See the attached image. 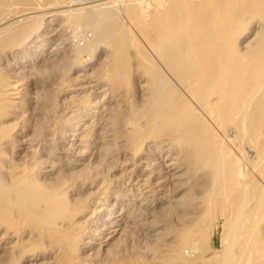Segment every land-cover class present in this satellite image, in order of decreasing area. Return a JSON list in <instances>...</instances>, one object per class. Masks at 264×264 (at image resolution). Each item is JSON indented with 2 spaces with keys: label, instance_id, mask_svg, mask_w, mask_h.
Segmentation results:
<instances>
[{
  "label": "bare ground",
  "instance_id": "bare-ground-1",
  "mask_svg": "<svg viewBox=\"0 0 264 264\" xmlns=\"http://www.w3.org/2000/svg\"><path fill=\"white\" fill-rule=\"evenodd\" d=\"M33 1L0 0V59L1 55L4 52L6 53L9 47L12 48L11 52L17 56L20 47L28 42L25 34L33 28L31 24L23 26L20 19L6 21L5 15L12 11L16 4H23L28 7ZM59 1H63L64 4L61 6L58 4L56 8L53 7L54 9L47 17H53L54 21H58L62 16L65 18L77 15L79 16L77 22L80 21V25L81 23L83 24L82 20H80L81 16L86 21L84 24L87 23L88 26V23H90L89 27H92L91 32L88 33L82 30L85 31L83 34L70 29L72 34L67 36L74 37L76 33L80 34L76 41L73 40L70 43V53H72V59H74L75 63L73 64L74 69L72 76L66 75L62 81L58 82L61 91L63 90L65 93L64 96L66 98L70 97L73 103L79 107L78 114L74 113L76 117L78 115L83 120H86L85 123L80 121H74L71 124L66 123L70 127L69 131L72 132V142H78L79 150H81V147L83 149L78 152L77 156H82L83 159L91 147L90 143L92 141L89 143L88 139L86 140L89 132L87 127H90L89 125L94 120L90 118L96 117L101 107L111 104L112 99L118 109L122 108V106L125 107V105L129 108L130 106L135 107L128 95L137 88L135 83L136 79L138 80L139 78L140 89H138L141 91L140 95L141 93L143 94L144 99L140 100L142 101L141 103L137 101L139 96L137 97L138 99H135L138 106H143L141 111L145 121L141 122L143 120L141 115L140 121L137 120L135 124L132 121L134 127L128 133V140H126L132 149L130 152L131 157L139 162L142 159H146L148 156L145 152H142L144 142L159 131L165 130L172 134L174 140L182 144L181 146L179 145L180 152L182 148L187 146L191 148V146H195L200 141L202 146H196L194 153L198 157L202 155L203 158L213 163V166L215 165L214 171L221 166L222 179H224L221 193L229 199V203L226 206L228 209L227 231L224 240L222 238L221 247L217 248L214 255L208 259L209 264H238V257L243 253L254 256L246 259L244 264H255L257 261L264 263V235L262 229L264 223V0ZM118 11L128 14L129 17L124 19L132 18L134 23L138 24L145 33L148 32L147 25L152 23L155 32L152 45L155 47L156 59L160 61V64L152 59L146 64L143 61H137L138 58H136L137 62L134 63L135 55H133L132 49L130 50L127 47V41L110 36L112 34L109 31L111 28H105L103 26L104 23L101 22L106 19H113V16ZM31 12L34 13L35 11ZM249 14H252V16H247ZM257 14L260 16L257 17ZM21 16L25 24H29L38 15L37 13L35 15L24 13ZM244 21L247 22V25H250L252 30L244 32L246 34L241 35V37L239 33L245 29ZM70 22L72 23V21ZM51 23L53 24V22ZM101 24L103 25L100 28ZM98 27L101 33L96 32ZM113 27L116 28L117 24L116 26L113 25ZM62 30V27L57 30H50V34L48 33L50 36L48 38L49 43L59 45L63 42L65 31L63 32ZM38 36L40 35H36L34 39L29 41H36ZM100 45L107 48V56L104 65L102 64L103 66L97 73L98 75H95L94 72L90 71L93 64L82 62V57L86 54H92L95 48ZM52 48L54 50V47ZM7 87L6 79L0 73V252L3 251V254H0V264H20V252L35 246V241H33L34 231L32 229L39 228L37 236H42L41 239H43L44 235L41 233H44L45 225H48L52 240L55 243L54 245H56L54 249L58 255L54 264H93L88 259L92 255L93 250L97 247L98 250H102L104 246L106 248L111 247L114 245L115 238L123 232L121 227H113V220L109 212L111 208H108L109 205L107 203L108 191L98 189L90 200V214L88 213L90 224L88 230H86L85 246L83 245L85 255L81 256L85 258L76 259L74 252L79 250V245L77 246L78 243L76 244V242L78 241L75 240L78 236H74L72 232L76 225H74L72 219L75 207L64 199L62 186L56 185L58 182L54 183L56 185L54 186L45 182L35 181L29 176L30 165H28V162L20 164L16 160L18 163H9L6 161L7 157L4 158V146L7 141L10 142L9 133L11 128V123H6L4 118L8 116L9 110L16 105L11 97L12 92ZM88 91L90 93L93 92L91 97ZM78 110L75 109V111ZM51 122L53 123V121ZM82 124L85 126L81 127V131L78 132ZM118 124L120 123L118 122ZM51 125L50 129L53 126ZM218 130L227 131V135H224L227 138L233 133V136L238 141V150L232 152L224 144L222 136L217 132ZM69 131L67 129L64 130L65 134L62 137L65 140L69 137ZM119 131L121 132V130ZM157 142L161 143L162 140ZM246 142L249 143V146ZM211 144L213 147H210ZM180 152L175 153L172 159H166L165 162L167 167L173 170V178L177 179L181 177L182 166L193 158L188 152L185 156L181 155ZM152 153L154 152L148 151V154ZM5 155L7 156V154ZM38 155L40 156V154ZM37 158L39 159L38 156ZM8 159L11 160L10 158ZM241 159L246 161L247 166L252 164L255 169L243 168L240 163ZM12 161L15 162L14 160ZM41 163L44 166L45 160H41ZM36 165L35 167H37ZM35 167L32 165L31 168L35 169ZM51 167L55 166L52 165ZM41 168L44 167L41 166ZM35 176L33 178H36ZM163 177L160 175V171L154 177L157 188L165 186ZM133 181L134 188L130 186L128 191L137 190L144 197L147 196L145 195L146 190L139 187L140 185L143 186L141 178L133 179ZM60 184L62 183L60 182ZM130 184L132 185V183ZM137 184L139 185L138 187L135 186ZM142 195H137L136 199L138 200ZM191 195L193 196L194 194ZM140 204H143V201ZM203 209L204 211L202 212H205V208ZM153 228L152 230H154L156 236L164 233L156 224ZM257 232L258 235H256ZM82 233L84 234V232ZM190 236L189 232L177 231L172 238L164 242L161 264H187L188 259H190L188 257L191 254H186L183 243L179 242V238L189 240ZM247 243H250L249 248L246 247ZM40 245L37 243V246ZM43 245L46 247V244ZM193 248L194 252L195 247ZM155 257V253L148 256L150 260ZM83 261L84 263H82ZM205 262L203 259L202 264H205ZM109 264L117 263L112 262Z\"/></svg>",
  "mask_w": 264,
  "mask_h": 264
},
{
  "label": "rangeland",
  "instance_id": "rangeland-1",
  "mask_svg": "<svg viewBox=\"0 0 264 264\" xmlns=\"http://www.w3.org/2000/svg\"><path fill=\"white\" fill-rule=\"evenodd\" d=\"M58 4L61 6L64 4V2H60L59 0H34L33 3L30 4L31 6L28 5V7L27 5L16 4L14 9L9 12L10 14L7 13L5 15L6 21L20 19L23 26H27L30 24L33 25L32 30L34 32L31 30L27 32L28 34H25L28 42L27 44L25 43L20 47L17 56H15L11 52L12 48L9 47V49L7 48V52H4L5 54L3 53L1 55L0 59V73L6 79V83L8 85L7 88L12 92L11 97L16 104L9 110L8 116L5 117L6 119L4 118L6 123H11L9 133L10 142L7 141L4 146V158L7 157L6 161L9 163L19 162L20 164H26L28 162V165H30L28 170L29 176L35 181L45 182L50 185H54V183L58 182L56 183V185L62 186L64 199L73 207H75L73 210L72 219L74 225H76L73 229L74 231L72 232L74 236H78L75 240L78 241L76 242V244L78 243L77 246L79 245V252H74L76 259L85 258L81 256L85 255L84 239L87 234L86 230H88V226L90 224V221L88 220V216L90 214V200L98 189H103L102 191H108L107 203L109 206H107L108 208H111L109 209V212L111 219L113 220V227H121V230H123V232L121 231L122 234L115 238V241L113 243L114 245L108 247L109 249L104 246L102 247V250H98V247L95 249L96 251L93 250V253H91L92 255L90 256L91 258L87 257L93 264H109L112 262L117 264H161L164 242L172 238L173 234H175L177 231H185L191 234L189 240L179 238V242L183 243L186 254H191L188 257L190 259H188L187 264H202L203 259L204 261H206L205 264H209L208 259L214 255L217 248L221 247L228 225V209L226 208V206L229 203V199L221 193V189L224 185V179H222V170L220 169L221 166L218 167L216 171H214L215 165L213 166V163L209 162L206 158H203L202 155L199 157L195 155V147L202 146L200 141H198L195 146H191V148L188 146L186 148H182L180 152L179 145L181 146L182 144L177 140H174L172 134H169L165 130L159 131L156 135H153L145 140L144 146L147 149L143 146L144 149L142 152L146 153L148 159H142L141 162H139L131 157L132 155L130 154V152L132 149L131 147H129V142L126 140H128V133L133 130V125L135 124V122H137V120H141V108H143V106H138L137 101L139 102L140 100L144 99L143 94L141 93L140 95L141 91L139 90V78L138 80L136 79L135 83L137 87L135 91L137 90L136 92L138 94L134 91L131 94L129 93L128 95L130 101L132 100V104H134V106L137 108L135 109V107L133 108V106H130L129 108L125 105V107L122 106V108H119V111L113 99V103L111 102V104L105 107H101L102 109H99L97 116L90 118L91 120L94 119L91 124L92 126L89 125L90 127H87L89 134L87 133L86 140L88 139L87 141H89V143L92 141L90 143V146L92 148H89L88 153L86 154V156H84L83 159L82 156H77L78 152L83 149L81 147V150H79L78 142H72V132L69 131L70 127H68L66 123L71 124L74 121L85 123L86 120H83L82 117L80 118V116L78 115L76 117V114L74 113L76 112L78 114L79 107L73 103L70 97L66 98L64 96L65 93L63 92V90L61 91L58 82L62 81L66 77V75L72 76L73 73V64L75 63L74 59H72V53H70V43L73 40L76 41L77 37H79L78 35L85 33V31L86 33L91 32L92 27H89L91 25L90 23H88V26L87 23L84 24L86 21L80 16V20H82L81 22H83V24L81 23V25L83 26H81L80 21L77 22V19L79 18V16L77 15H72L65 18L64 16H62V18L58 21H54L53 17H47L54 8L58 7ZM31 11L35 12L33 13ZM41 11H44V13H42ZM24 13L28 15H35L37 13L38 16L36 19L30 21L29 24H25V22L22 20L23 17L21 16ZM252 14H249L247 16H252ZM115 15L113 16V19H111L112 22L110 19H106L105 21L103 20L101 23H104V25L101 24L100 28L102 27V25L107 29L111 28L109 30L112 33L110 34L111 37H117L127 41V47L130 50L132 49V53H134L133 55H135V61H133L134 63L137 61H143L147 64L152 59L156 63L160 64V61L156 59V52L154 50L155 47H153L152 45V41L155 38V32L152 23H149L147 25L148 32L145 33L140 29L138 24L134 23V20L132 18H129L132 20L124 19L125 17H129L128 14L118 11V13H116ZM256 16L259 17L260 15L257 14ZM119 17L120 19H118ZM69 20L72 21V23ZM125 20L127 22L126 24ZM108 21H110L111 23ZM113 21L117 22L113 24ZM51 22H53V24ZM128 22L131 23L129 24ZM61 23L63 24V26ZM75 23L79 24L76 25ZM243 23L246 29L249 24L247 25L246 21H244ZM116 24L117 27L112 28V26H116ZM60 27L63 28V32L65 31L63 34V42H61L59 45L49 43L48 38L50 37V30H57L60 29ZM128 27H130L131 30H129L130 28ZM70 29L81 33H76V36L74 37L67 36L68 34H72ZM245 29L239 33V36L246 34L244 32H250L252 30L250 28V25L247 30ZM96 32L101 33L99 27ZM35 33L36 35L39 34L40 36H38L37 40L34 42L29 41L34 39V37L36 36L34 35ZM66 43L68 44V46ZM56 46L58 47L56 48ZM52 47H54V50ZM98 47V49L95 48L92 54H86L82 57V62L93 64L90 71L94 72L95 75L104 65L107 56V48L103 45H100ZM136 58H138L137 61ZM89 91L88 93L91 97L93 92L90 93ZM135 98L138 100L136 101ZM141 102L142 101H140L139 103ZM75 109L78 111H75ZM11 110H14L13 113ZM131 117L133 120L130 119ZM144 119L145 118H143L141 122H144ZM51 121H53V123ZM132 121L134 122V124ZM118 122L120 124L122 123L121 126H119L120 124H118ZM49 124L53 125H51V129ZM84 126L85 125L82 124V126H80V128L78 129V132H80ZM124 127L125 129H123ZM65 128L69 131V137L68 139L66 138V140L62 137V135L65 134ZM119 130H121L122 133ZM217 132L222 136L224 144L228 146L232 150V152H234V150H238V141L233 136L232 132H230L232 133V135L228 138L224 136L227 135V131L218 130ZM161 140V143L157 142ZM93 142L97 143L94 144ZM171 144L173 147L171 146ZM212 144L210 145V147H213ZM246 144L248 145L249 143L246 142ZM175 150L177 151L175 152ZM148 151L154 153L148 154ZM178 152H180L183 156H185V154L188 152L193 157L192 160L187 161L186 164L182 166V171L180 173L182 179L181 177L179 179L173 178V170L169 169L165 164L166 159H172V157L175 156V153ZM5 154H7V156ZM38 154H40V156ZM37 156L39 157V159L37 158ZM8 158H10L11 160H9ZM40 158L41 160H45L44 166L42 165ZM74 159L77 161H75ZM12 160H14L15 162H13ZM32 162L35 163L33 164ZM240 163L245 169H255L252 164H249L247 166L244 159H241ZM35 164H37V167H35ZM32 165L33 167H35V169L31 168ZM52 165H54L55 167H51ZM41 166L44 168H41ZM159 171L160 175L164 176L163 178L165 180V186L163 188H157L155 185L156 179L154 177L157 176ZM33 175H36V178H33ZM137 178H141V184H143V186H139L138 184L135 186H139L141 189L146 190L145 195L147 196L145 197L141 194V192L138 193L137 190H133V192L128 191V189H130V186L134 188L133 179L135 180ZM60 182L62 184H60ZM130 183H132V185ZM136 194L138 196L142 195V197L137 200ZM191 194L194 195L192 196ZM141 200L143 201V204H140V202H142ZM203 208H205V212H202L204 211ZM198 216L200 217L199 219ZM155 224L159 226L160 230L164 231V233L159 235L160 237L156 236L154 230H152L154 229L153 227ZM168 226L170 227L167 228ZM45 227L46 229L44 230V233H41L42 235H44L43 239L45 240L41 239L42 236H37L39 228L32 229V231H34V240H32L35 241V246H33L35 249L32 247L30 249L21 251L19 258L20 264H43V262L44 264L55 263V259H57L56 256L58 255L55 253L56 250L54 249L56 245H54L55 243L52 240L53 238L51 236L50 230L48 229V225H45ZM262 229L264 235V223L262 225ZM82 232H84V234ZM256 235H258V232L256 233ZM39 242L40 244L42 242L43 244H46V247L43 244H41V246ZM37 243L40 246H37ZM249 246L250 243H247L246 247L249 248ZM193 247H195L196 252H193ZM80 252H83L84 254H81ZM153 253L156 254V257L150 260L148 256L153 255ZM0 254H3V251H1ZM253 257L254 256L252 254L250 255L247 253H243L239 255V259L237 260V262L238 264H244V261L246 259H250ZM84 261L82 263H84ZM257 262H255V264H264L263 262Z\"/></svg>",
  "mask_w": 264,
  "mask_h": 264
}]
</instances>
